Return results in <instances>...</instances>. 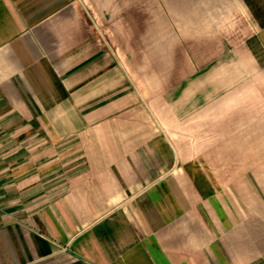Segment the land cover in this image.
Masks as SVG:
<instances>
[{
	"label": "crops",
	"instance_id": "0c3cea01",
	"mask_svg": "<svg viewBox=\"0 0 264 264\" xmlns=\"http://www.w3.org/2000/svg\"><path fill=\"white\" fill-rule=\"evenodd\" d=\"M107 36L179 73L137 97ZM0 129V264H264V0H0Z\"/></svg>",
	"mask_w": 264,
	"mask_h": 264
},
{
	"label": "rangeland",
	"instance_id": "374dc122",
	"mask_svg": "<svg viewBox=\"0 0 264 264\" xmlns=\"http://www.w3.org/2000/svg\"><path fill=\"white\" fill-rule=\"evenodd\" d=\"M107 41L109 45L110 55H112L114 63L118 68L124 73L128 85L131 86L137 97H149L152 95H157L164 91L165 82L169 83L168 78L173 74L179 73L176 70H166L161 68L164 63L159 62V58L163 56L162 54L152 55L149 53L150 44L149 38H130L125 39L127 45L132 46L135 49H141L140 53L136 54H121L118 50L117 42L112 41L110 37L107 36ZM152 45V44H151ZM154 46V44L152 45ZM130 67L129 68L128 64ZM175 85L173 86V88ZM10 140V135L0 129V206L8 207L10 204L19 203L22 198L20 196L10 195L11 186L13 190L19 189L20 183L10 182L11 173H14L17 170H14L17 167L16 163L10 165V159L13 157H21V151L16 150L12 151L6 149L4 144ZM46 151L45 153H48ZM36 151H29V157L32 158L36 155ZM76 153H81V151H74L69 149H64L60 152V164L53 168V163L49 162L45 166L37 167L35 164L30 162V172H36L37 168L44 169V173L40 175L41 180L43 179H52V170L57 169L58 176L55 179H58V186H63L68 181L70 175L81 168V166H74L70 162V159L73 158ZM49 179V180H50ZM24 198V197H23Z\"/></svg>",
	"mask_w": 264,
	"mask_h": 264
}]
</instances>
